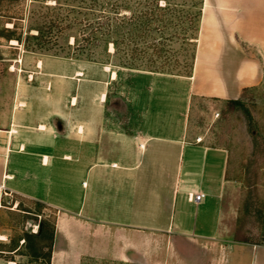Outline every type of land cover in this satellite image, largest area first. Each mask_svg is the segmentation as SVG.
I'll return each instance as SVG.
<instances>
[{
    "label": "crops",
    "instance_id": "crops-1",
    "mask_svg": "<svg viewBox=\"0 0 264 264\" xmlns=\"http://www.w3.org/2000/svg\"><path fill=\"white\" fill-rule=\"evenodd\" d=\"M201 35L203 44L185 79L142 74L149 77L152 93L160 83L181 82L186 94H167L166 101L152 94L145 102L138 95L144 110L137 126L135 114L124 112L120 125L94 101L91 110H84L79 95L72 97L69 110L60 109L58 102L52 107L49 94L30 95L32 75L27 81L14 79L7 100L0 94V188L57 210L51 264L129 262L125 236L130 228H160L193 237L188 245L218 246L222 250L211 257L213 264H264V243L227 238L236 223L237 201L243 198L242 183L231 175V149L208 144L205 137L190 140L178 119L164 125L162 108L157 112L159 102L167 107L182 99V108L195 98L228 103L242 99L244 90L264 85V0H204ZM250 46L256 56L248 54ZM9 67L15 73L17 66ZM110 78L116 81L117 72ZM106 97L103 93V102ZM67 165L73 167L72 184L81 183L83 190L87 180L82 178L90 173V192L65 190L60 175ZM145 180L151 182L149 191L141 188ZM192 192L203 193L204 200L189 201ZM148 215L168 217L165 225L148 227Z\"/></svg>",
    "mask_w": 264,
    "mask_h": 264
},
{
    "label": "rangeland",
    "instance_id": "rangeland-1",
    "mask_svg": "<svg viewBox=\"0 0 264 264\" xmlns=\"http://www.w3.org/2000/svg\"><path fill=\"white\" fill-rule=\"evenodd\" d=\"M111 2L0 0L3 99L10 96L14 79L27 81L32 75L30 95L36 98L49 94L52 107L57 108L59 103L60 109L69 110L72 97L79 95V107L82 105L84 110H91L94 101L107 119L115 116L120 125L124 112L135 114L137 126L139 113L142 115L144 110L138 95L144 97L143 102L152 100V94L159 95L158 101L168 100L164 98L167 94L185 96L186 86L181 82L167 86L160 83L152 93L149 77L142 74L180 80L190 75L193 57L203 44L204 0H125V10L119 11L127 15L122 22L108 12ZM166 5L169 10L163 9ZM149 11L152 14H146ZM150 16L155 22L145 28ZM116 23L123 25V36L112 35ZM38 31L39 37H33ZM246 49L250 56H256L252 46ZM40 62L42 66L38 67ZM9 65L17 66L15 73L11 74ZM112 71L117 72L116 81L110 78ZM103 93L107 95L104 102ZM180 100L167 107L157 103V112L162 108L159 112L164 125L176 124L178 119L180 130L188 129V139L202 142L205 137L204 142L224 145L232 151L231 175L242 183L243 198L237 201L236 223L227 238L264 243V85L248 89L242 98L244 109L207 98H195L182 108ZM70 170L73 167L68 165L61 170L65 190L90 192V173L82 178L87 180L83 190L81 183L72 184ZM150 184L142 181L141 188L149 191ZM167 217L148 215L147 226L157 222L161 227ZM58 219L57 210L0 188V264H51ZM130 229L125 236V241L130 240V261L115 264H213L211 257L222 250L218 246L188 245L187 239L193 237L160 228Z\"/></svg>",
    "mask_w": 264,
    "mask_h": 264
},
{
    "label": "trees",
    "instance_id": "trees-1",
    "mask_svg": "<svg viewBox=\"0 0 264 264\" xmlns=\"http://www.w3.org/2000/svg\"><path fill=\"white\" fill-rule=\"evenodd\" d=\"M109 6V5H108ZM110 10L108 11L110 14H113L114 15V17H117L116 18V20H120L121 22L123 21V19L127 16V15H125V14H121V12H119L120 10H125V8H126V4H125V0H113V2H111V4H110ZM169 6L168 5H166V6H164V8L163 9H166V10H169V8H168ZM152 14V12H148V13H146V14ZM151 17V18H150ZM146 21L148 22L147 23V25H145V28L146 27H148V25H151L152 23H154L155 22V20H152L153 18H152V16H150ZM110 18V17H109ZM101 24V23H100ZM39 34H40V32L38 31V34L37 35H34L33 37H35V38H37V37H39ZM114 34H118V35H121V36H123V25H121V24H117L116 23V25H115V28H114V30H113V32H112V35H114ZM9 41H11V40H13L12 38H9L8 39ZM13 41H15V40H13ZM18 41H19V39H18ZM20 42V41H19ZM114 43V45H115V47H116V50H115V53L118 51V47H117V42H113ZM195 59V55H194V57H193V60ZM125 67V66H124ZM128 68H134V69H138V68H135V67H128ZM192 68H193V66H192ZM152 72H158V71H154V70H152ZM160 72H162V71H160ZM169 74H171V73H169ZM187 76V75H186ZM248 91V89H246V90H244V93H243V96H242V98L244 97V95H245V93ZM228 104H230V105H233V106H236V107H238V108H240V109H244L245 108V106H244V103H243V101H242V99H239V100H236V101H229L228 102ZM245 111H246V114H247V116L249 117V120H251V116H250V114H249V112L245 109ZM41 204V203H40ZM241 241H243V242H249V241H247V240H241Z\"/></svg>",
    "mask_w": 264,
    "mask_h": 264
},
{
    "label": "built area",
    "instance_id": "built-area-1",
    "mask_svg": "<svg viewBox=\"0 0 264 264\" xmlns=\"http://www.w3.org/2000/svg\"><path fill=\"white\" fill-rule=\"evenodd\" d=\"M205 198V195L201 192H192L189 194V201L194 202L196 204H200Z\"/></svg>",
    "mask_w": 264,
    "mask_h": 264
},
{
    "label": "bare ground",
    "instance_id": "bare-ground-1",
    "mask_svg": "<svg viewBox=\"0 0 264 264\" xmlns=\"http://www.w3.org/2000/svg\"><path fill=\"white\" fill-rule=\"evenodd\" d=\"M105 99V98H104ZM10 264H16L15 262H11Z\"/></svg>",
    "mask_w": 264,
    "mask_h": 264
}]
</instances>
